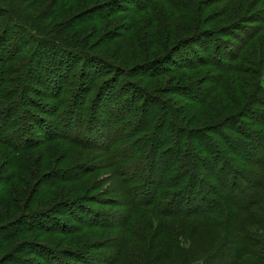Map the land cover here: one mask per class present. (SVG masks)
I'll return each instance as SVG.
<instances>
[{"label":"trees","instance_id":"trees-1","mask_svg":"<svg viewBox=\"0 0 264 264\" xmlns=\"http://www.w3.org/2000/svg\"><path fill=\"white\" fill-rule=\"evenodd\" d=\"M67 1L68 0H66V2ZM207 2L209 1H173L172 8L182 13V17H178L180 20L178 21L179 24L176 23L177 20H175V17H170L169 21L166 23H164V20L159 16L154 17V19L152 17L151 26H154V31H145V29L141 31V36L144 38L141 37L137 39V42H144L142 44L144 47L138 50L137 45H135L132 56L140 53L148 57L149 53L162 47L164 50L169 48L170 51L174 53L173 59H175L176 56L182 58L181 54H184L185 50V55L188 53L185 59L190 60L183 62L175 60L178 67L177 69L194 70L207 64L205 61L207 60V54L210 57L219 52L224 56V60L214 61L215 65L220 62L225 65H217L219 68H216L218 71L221 70L228 75L245 73L239 66L241 59L248 65L263 66L264 51L256 50L259 53V56H257L258 59H251L250 52L254 51L257 47L260 49L262 42H264V35L261 38H257L260 33H264V20L261 22V25L253 30L254 27H250L249 22L258 21V17L254 18V20H244L243 14V17L238 16V20L236 21L234 17L238 15L237 12L236 15H229L231 17L229 19V25L233 26L232 28L235 30L232 31L229 29V32L226 34H234V37L238 40L237 42L240 43V45L237 46L234 39L224 40V36H221L223 34L219 30L201 29L203 24H207L208 22L211 24L214 20L213 17L210 18L209 15H206ZM202 3H204V9ZM146 7L149 9L150 5L146 4ZM239 8L244 10L245 5H240ZM263 11L264 10H262V12ZM242 13L244 12H240L239 15ZM51 14L50 9H48V18L51 17ZM46 15V11L42 14L43 17H41V13H36L35 15L27 14V11L17 0H3L2 5H0V108L3 109H1L2 111L0 112V123H3L0 124V131L4 126V122H8L9 120L11 123L14 122L13 120H17L16 124L19 125L15 129L14 136L12 135L9 137V134L5 136L6 133H1L0 139H6L7 142H12V140H14V142H16V144L13 142L16 154L28 152L27 147H32L30 143L32 140H36L35 137H37V135H34L33 129H35V127L33 126L41 130L40 136L45 134L44 136L48 137V139L54 138L50 133H47L45 126L41 125L40 116L42 115L31 112V110L27 108L28 106H34V103L31 102L29 97L31 92H33L36 87H45L47 90L56 88V98H59L62 96L64 88L68 89L72 87L71 82L63 86L62 83L65 80V76L68 74L70 77L69 74L77 66L76 62L73 64L74 61H69L68 57L73 59L78 56L82 61V57L79 54L80 51L84 50L82 41L73 38L68 39L70 44H73V47H76L80 51L68 49L65 46H70L67 40L63 39L64 42H62L57 35V32H59L57 28L62 29L63 26L60 24V27H58L56 24L53 26L51 23H48L44 20ZM245 29L249 31L247 32L248 35H246L244 31V37L240 36L239 33ZM12 31L15 37L13 49L5 51V49H8L5 45L6 37ZM210 51L213 52L210 54ZM96 59L97 60L93 58L90 66L84 70L85 74L81 79L82 81L77 85L76 95L71 105L69 104L66 107L65 105L67 103L63 104L62 102L58 107L59 109H56L58 112L64 111L62 116L63 121L69 119L68 116L65 117L66 114L78 120L86 114L87 110L89 111L92 109L91 114L94 125V122L104 121V118L99 115L102 107L106 104H111L114 99L118 100L117 94L113 95V90L118 86V81L124 74L120 73L116 78H104L113 74L118 68H114L112 65L110 66L109 63L103 62L100 57ZM214 59H217V57L214 56ZM193 60L197 62L194 63ZM45 61L54 63L56 68H58L57 63L59 66L65 64L66 67L64 70H66V72L61 74V68L59 70L51 68L49 63L44 64ZM87 63L89 64V61L87 62L85 59L84 67H86V65L88 66ZM121 63H124V61ZM173 63L174 62L171 63V61H167V59H161L159 61L155 59L149 61L144 67L147 66L156 69L153 67L163 65L165 70H172ZM167 64L169 67H167ZM41 66L42 69L38 70L37 67L40 68ZM102 67H104L103 70ZM144 67L141 69V75H151L149 71L146 70V67ZM225 67L228 69V72L225 71ZM123 68L126 69L125 67ZM88 69L90 70L89 72ZM95 73H97L96 76H93ZM160 73L162 72L156 71L153 75L157 76L160 75ZM12 74H18L19 77H12ZM215 74L214 72V75ZM33 75L36 79L33 78ZM255 76L256 83L254 91L256 94H249L246 101H242L243 98H241V100L236 99V95L233 92L234 89L230 88V86L221 87V83L218 85V82H216V85L212 87L211 91L208 93V95L210 93L212 94L209 98L204 97L198 101H205V104H208L211 98L214 102L221 105V110L225 113V116L221 113H216L215 110L214 112H210L209 109H204V103H189L182 107V104L179 106V104L177 105L176 103L174 109L173 106H169L168 102H163V99L161 100L159 98H154V101L157 103V109H150V107H146L148 100L146 101L145 99V91L139 85L128 84L124 92L128 93L132 98L131 100L130 97L125 99L122 110L127 105L132 104V106L129 110L124 112V116L119 117V120L123 121V123L129 121L128 127L132 130V133L128 135L130 138L138 136L139 140H142V138H148L149 136L140 135L141 132L145 130L153 131L154 134L150 132L151 135L153 134L151 137L153 140L151 141H154L153 148L150 150V155H159V152L163 150H165V152H163L165 154H162V158L158 162L152 164L151 168L154 170V166H159L158 168H160V165H162L163 169L165 164H169L172 160L173 162H171V164L177 166L178 170L180 169L179 174L175 177L176 182L172 180L175 175L171 177V180H167L166 182L163 181V172L159 181L158 179L152 180L151 170L147 179H145L147 173L143 172V174H141L142 180L139 179L137 175L136 183L130 186L132 205L129 207L127 206V209L123 212V216L125 217L122 223L121 220L116 223V221L110 220L111 216L105 215V213H101L100 210L98 211V209H93L85 205L87 204L85 202L95 200V197L91 195L90 199H78L75 201L77 204L70 202L62 203L63 199L64 201H69L70 198L65 192L59 191V189H61V184L65 180L57 176L49 175L50 180H54L51 182L52 189L50 188L44 191V194L39 190H31L27 198L30 199L32 204H35V201H41V205L45 204L44 201L50 197H55L57 199L62 198L61 203L57 206H51L45 212L28 213L29 215L24 216L23 219L18 221L16 227H14L16 224L11 223L7 225H5V223L0 224V231H4L0 232V239L1 241H9L23 234L30 235L35 233L48 234L51 236L55 234H64L66 236L81 234L79 242L83 244L80 245L81 247L79 248H74L70 253H65L60 249L62 246L60 243L48 247H40L41 243L34 242L35 240H30L31 242L28 240L24 245L20 247L17 246L14 252L15 255L10 256L8 261L2 264H52L54 260L58 261L57 264H254V262L247 260L248 257L251 256L257 257L260 262L264 263V238L255 234L253 229L255 228L254 226H256V228H264V216L261 211L257 210V214L260 212L258 217L256 213L251 211L253 209L250 208V210L247 211V217L244 222L238 219V215H226L222 211L224 205L223 210L229 208L230 205L250 207L252 202L258 200L257 198L253 199L256 195L255 191H253V189L248 190L246 187L247 184L239 185V190H236L234 186L226 184V182V185H223L218 176H211V171L214 173L222 171V169H227L230 172L236 171L232 167L233 163H235L234 159H231L229 154H227V156L230 161L226 160L225 151L223 152L221 145H219V138L222 144L224 142V145L230 147L239 146L250 150L251 148L248 143H250L249 139L251 137L256 140V146H258V143L264 146V100H261L264 99V87L258 83L262 77V73H255ZM102 80L103 82L99 86ZM61 81L63 82L61 83ZM9 84L14 85V87H6V85ZM93 87L99 89H97L91 102L90 97L94 90ZM123 87L124 86L120 87V89ZM219 89L223 93H226V95L228 94L229 99H234L232 101L237 107L235 111L232 109L227 99H225L223 93H221L220 97H212L214 92ZM66 93L69 92L67 91ZM81 93L82 95H80ZM244 93L247 94L246 92ZM259 93L262 94L258 95ZM136 97L137 99L132 102V99ZM120 101H123V99ZM90 102L91 105L89 107ZM23 113L24 116H22ZM79 114L82 117L79 116ZM244 118H246V121ZM185 121H188V123H185ZM213 121L216 122L210 127L205 125ZM137 122H140V124H137ZM244 123L246 128H244ZM196 124L205 126H196ZM256 126L259 129L256 128ZM167 128L170 129V133H172L168 136H173V138L176 139L175 150L177 151L171 160L169 159V154L172 150L168 148H170L172 144L171 140L175 142V139H167L168 137L165 136ZM228 128L231 129V132L235 131V134L231 135L227 133L226 130ZM4 130L6 131V128ZM68 136L70 135L65 133V139ZM196 138L199 139V143L197 144L194 143ZM117 139L115 140L118 142L123 143L124 141L125 146L127 136L121 137L120 135ZM253 139H251V141ZM42 140L43 137L40 142H42ZM72 140L76 141L77 139L72 138ZM143 141L145 142V140ZM22 143H25L23 144L25 146L21 145ZM122 143L117 144L116 153L121 150ZM233 143H235V145ZM128 144L131 145L132 143L128 141ZM131 146L130 151H132L134 147H138L136 143ZM183 147H185V167H181L184 154L180 156V153ZM90 148L101 149L99 147ZM123 150L125 149L123 148ZM121 152L123 153V157H126V151L121 150ZM108 153L107 151V154ZM144 154L145 153L138 154L137 160L130 163L138 161L144 170V165L142 164L144 161L140 162L139 160ZM164 159L165 162H163ZM33 160L35 159L31 157V159L27 161L23 159H18L16 161V164L21 170V172H18L20 180H29L34 177H37L36 180L41 179V173L37 169V163ZM211 161H213L214 164L211 165ZM108 163L111 162L108 161ZM145 164L147 169L148 163L146 162ZM23 172L25 175L22 174ZM89 174H91L90 170ZM79 178H81V176H77V179L81 182L85 179ZM208 178L211 182H218L220 186H218L219 184L213 186L209 181L206 183ZM161 182H164L165 194L171 191V188H176L174 191L177 193L172 203H170V198L168 204L163 203L164 206L157 209V204H151L153 200L152 194L156 192ZM87 186L88 185L84 187L83 185V189H85V191H91V188ZM199 186L208 188L210 192L208 197L204 195V197L200 198L201 203L194 205V207H189L187 210L176 207L179 203L177 201L180 198L178 192L184 193L186 190L189 191V195L185 200L191 199L193 196L197 195L201 197V195H199L201 189ZM248 187L250 188L249 184ZM210 188L214 190L212 191ZM143 189L145 191L147 189L146 194L140 197L139 190L142 191ZM99 203L101 202L99 201ZM204 204H207V206H203ZM15 206L19 207L18 204ZM255 216L256 219H260L255 220ZM44 218L48 220L44 221ZM197 219H201L202 221L206 220L205 223L207 226L205 227H209L210 232L213 234L207 236L206 233H203L197 225ZM31 220L38 221L36 224L40 226L32 223L33 221ZM175 220H179L181 224L176 223ZM249 220L252 222H248ZM185 221H191L192 225H187L184 223ZM118 225L120 230L119 233H116L118 231L114 232L111 226L115 229ZM235 225L239 226L235 227ZM96 231H102V233L97 235L96 238H98V240L91 239L95 243L93 247L94 252H91L90 247L87 245L84 246L90 239L86 241L84 237H82V234L85 236L90 234L95 236L96 234L93 232ZM37 248L43 252V260L36 263L35 258L26 257L27 259H25V253L28 255L32 253L36 255L40 254L39 251H36Z\"/></svg>","mask_w":264,"mask_h":264},{"label":"rangeland","instance_id":"rangeland-1","mask_svg":"<svg viewBox=\"0 0 264 264\" xmlns=\"http://www.w3.org/2000/svg\"><path fill=\"white\" fill-rule=\"evenodd\" d=\"M2 1L3 0H0V5H2ZM17 1L27 11V14L35 15L36 13H41V17H43L42 14L46 11L47 15L45 16L44 20H46L48 23H51L53 26L55 24L58 25V27H60V24L61 26H63L62 29L57 28L59 30V32H57L59 39L62 42H64L63 39H66L68 44H70L68 39H78L84 44V50H78L76 47H73V44H70V46L65 45L68 49L80 51L79 54L82 57V61L78 56L74 57L73 59L71 57H68L69 61L73 60V64H75L76 62L77 66L69 74L70 77L67 74L65 76L64 82L61 81V83L63 82L62 86L66 85L68 82H71L72 85L71 88H64L62 96L56 98V88L47 90L45 87H36L35 90H33V92H31V94L29 95L31 102L34 103V106H28L27 108H29L31 112L42 115L40 116L41 125L45 126L47 133H50L54 138L48 139V137L44 136L45 134H42L43 136H40L41 130L36 126H33L35 127V129H33L34 135H37V137H35L36 140L31 141L30 145L32 147H27L28 152H22L19 154H16L15 145L13 144L14 140H12V142H7L6 139H0V224L5 223V225H7L11 223L16 224L14 226L16 227L18 221L23 219L24 216L29 215L28 213L45 212L51 206L59 205L62 201V198L57 199L55 197H50L49 199L45 200V204L42 205L41 201H35V204H32L30 199L27 198L29 197L28 194L31 190H39L44 194V191H47L52 187L51 182H53L54 180H50L49 175L57 176L65 180L61 184V189H59V191L65 192V194L70 198L69 201H64L63 199L62 203L70 202L77 204V202L75 201H77L78 199H90L91 195L95 197V200L85 202L87 203L85 205L93 209H98V211L100 210V212L105 213V215L111 216L110 220L112 219L113 221H116V223H118L119 220H121L122 223V220L125 217L123 216V212H125L127 206L129 207L132 205L130 186L136 183L135 181L137 175L138 178L142 180L141 174H143V172L147 173L145 177V179H147L151 170L152 180L158 179L159 181L163 172V181L166 182L167 180H171V177L175 175L172 180H175L176 182L175 177L179 174L180 169L178 170L177 166H173L171 164V162H173L171 158L174 157L177 150H175L176 139L173 138V136H168L172 134L170 133V129L167 128L165 136L168 137L167 139L169 140L171 138L175 139V142L171 140L172 144L170 148L165 146L164 147L172 150L169 154V159L171 161L169 164H165V167L163 169L162 165H160V168H158L159 166H154L153 170L151 168V165L158 162L162 158V154H165L163 153L165 152V150H163L159 152V155H150V150L153 148L154 143V141H151L153 140L151 139L154 134L153 131L145 130L140 133V135H146L150 138H142V140H139L138 136L130 138L128 135L132 133V130L130 129V127H128L129 121H125L126 123H123V121L119 120V117L124 116V112L126 110H129L132 106V104L127 105L124 108L125 110H122V105L125 102V99L130 97L131 100L132 98L128 95V93L124 92L128 84L139 85L145 91L144 96L146 101L148 100L146 107H150V109H157V103L156 101H154V98H159L161 100L163 99V102H168L169 106H173L174 109L176 103L177 105L179 104V106L182 104L181 107L189 103L205 104V101H198H200L204 97L209 98L212 95L211 93L208 95V93L211 91L212 87L216 85V82H218V85L221 83V87L230 86V88L234 89L233 92L236 95H234L236 99L241 100V98H243L242 101H246L249 94H256V92L254 91L256 83L255 73L258 72L262 73V77L260 78L258 83L264 87V57L263 66L248 65L243 62V59H241L239 62V66L245 71L246 74L235 73L234 75H228L221 70L218 71L216 68L219 65L221 66V64H224L220 62L215 65L214 61L224 60V56L219 52L210 56L211 58L207 54V60H205L207 64L202 65L201 68L194 70L177 69L178 67L175 60H179L181 62L190 60L185 59L188 56V53L185 55V50L184 54H181L182 58L176 56L175 59H173L174 53H172L169 48L164 50L162 49V47H160L158 50H154V52L152 53H149L148 57L140 53H138V55L135 54L134 56H132L135 45H137L138 50L143 49L142 47H144V45H142L144 42H137V39L143 37L141 36V31L144 29L145 31H154V26H151L152 17L154 19V17L159 16L164 20V23L168 22L170 17H175V20H177L176 23L179 24L178 21L180 20L178 19V17H182V13L172 8L173 1L175 0H68L67 2L66 0ZM208 1L209 2H207L208 4L206 5V15H209L210 18L213 17L214 20L211 24H209V22L207 24H203L201 26V29L219 30L222 32L223 35L221 36H224V40L234 39L237 43V46H239L240 43L237 42L238 40L236 37H234V34H226L227 32H229V29L232 31L235 30L234 28H232L233 26L229 25V19L231 18L229 15H236L237 12L238 15L234 17V20L236 21L238 20V16L243 17V14L244 20H254V18L258 17V21L249 22L250 27H254L253 30L257 26L261 25V22L264 20V11L262 12V10H264V0ZM146 4L150 5L149 9L146 7ZM243 4L245 5L244 10L239 8L240 5ZM202 7L204 9V3H202ZM48 9H50L52 13L51 17L49 16L50 18H48ZM240 12L244 13L239 15ZM13 31L6 37L5 45L8 49H5V51H10V49H13V45L15 42ZM244 31L246 32V35H248L247 32L249 31L248 29H245L241 33H239L240 36L244 37ZM263 35L264 33H260L257 38H261ZM256 50L264 51V42H262V46H260V49L259 47H257L254 51L250 52L251 59H258L257 56H259V53ZM212 52L213 51H210V54ZM214 56H216L217 59H214ZM95 57H100L102 58L103 62L109 63L110 66L112 65L114 68H118L116 69L117 71H114V75L111 74L110 76L104 78H116L120 73L124 74V76L119 79L118 86L113 90V95L117 94L118 100L114 99L111 104H106L104 107H102L99 115L100 117L104 118V121H98L96 123L94 122V125L92 122V109H90L89 111L87 110L86 114L83 117L79 114V116H81L82 118H79L78 120L71 115L66 114L65 117L68 116L69 119L63 121L62 116L64 111L58 112L56 111V109H59L58 107L62 104V102L63 104L67 103L65 105L66 107L69 104L71 105V102L74 100V96L76 95L75 93L77 85L80 83V81H82L81 79L85 74L84 70L90 66L91 60L93 58L97 60ZM85 59L87 60V62L89 61V64L87 63L88 66L86 65V67H84ZM155 59H158V61L161 59H167V61H171V63L174 62V65L172 66L173 68H171L172 70H165L163 65L153 67L156 69L145 66L146 70L149 71L151 75L148 74L147 76H142L141 69L144 67V65L149 61H153ZM123 61L124 63H121ZM193 61L194 63L197 62L196 60ZM48 63L51 68L58 70L61 68V74H64L66 72V70H64L66 67L65 64H63V66H59V64L57 63L58 68H56L54 63L48 61L44 62V64ZM34 66L36 67L35 64ZM123 67H125L126 69H124ZM167 67H169L168 64ZM37 69H42V66L40 68L37 67ZM103 69L104 67H102V70ZM224 69L226 72H228V69L226 67ZM89 71L90 70L88 69V72ZM156 71L162 73L155 76L153 75V73ZM214 72L216 73L215 75ZM96 74L97 73H95L93 76H96ZM12 77L18 78L19 75L12 74ZM33 78L36 79L34 75ZM102 82L103 80L99 83V86ZM122 86L124 87L120 89V87ZM6 87H14V85L9 84L6 85ZM97 89L99 88H94L92 92V96L90 97L91 102ZM235 89H237L238 91ZM67 91L69 93H66ZM244 92H246L247 94H245ZM221 93L223 92L219 89L214 92L212 97H220ZM223 94L225 96V99H227L228 103L232 106V109L235 111L237 107L232 101L234 99H229L228 94L226 95V93ZM260 94L262 93H259L258 95ZM80 95H82V93ZM121 99H123V101H120ZM136 99L137 97L133 98L132 102H134ZM91 102L89 104V107L91 105ZM204 107V109L206 110L209 109L210 112H214L215 110L216 113H221L223 116H225V113H223L221 110V105L214 102L211 98L209 99L208 104H205ZM1 109L2 108H0V112L3 110ZM22 116H24V113L22 114ZM244 119L246 121V118ZM13 121L14 122L12 123L10 122V120L8 122H4V126L0 131V135L1 133H6L5 136L8 134L9 137L12 135L14 136L16 131L15 129L19 125L16 124L17 120ZM214 122L216 121L205 125L207 127H210ZM185 123H188V121H185ZM137 124H140V122H137ZM205 125L196 124V126L203 127ZM244 126V128H246L245 123ZM5 128L6 131L4 130ZM256 128L258 127L256 126ZM230 130L231 129L228 128L226 132L234 135L235 131L231 132ZM150 132L153 134L151 135ZM65 133L70 135L66 138L67 140L64 137ZM120 135L121 137L127 136L125 146L124 141L122 143L115 140ZM42 137L43 140L42 142H40ZM72 138L77 140L74 141L72 140ZM251 139H253V137L249 139L250 143L248 144L251 148L249 150L245 147L226 146L224 145V142L223 144L220 142L219 138V145H221L223 152L225 151L224 153L226 156V160L230 161L227 156V154H229L231 156V159H234L235 163H233L232 167L236 171L230 172L227 169H222V171L215 173L211 171V176H218L223 185L229 184L234 186V189L239 190L241 184H247L246 187L248 188V190L253 189V191H255L256 195L254 196L253 193V196L255 197H253V199L257 198L258 200H254L255 202H252L250 207L243 205H230V207L225 210H223L225 205L222 207V211L224 212V214L238 215V219L242 222H244V220L246 219L247 211H249L250 208L253 209L251 211H253L254 213H256L257 210H260L262 215L264 216V146H262L261 143H258V141V146H256V140L253 139L251 141ZM143 140H145V142ZM128 141L132 143L131 145H134L136 143L138 147H134L133 150L130 151L131 145L128 144ZM14 143L16 144V142ZM121 143V150L126 151V157H123V153L121 152V150L116 153V148L118 147L117 144ZM194 143H199V139L196 138ZM23 144L25 143H22L21 145ZM233 144L235 145V143ZM90 147H99L101 149H92ZM123 148L125 150H123ZM107 151L109 152L108 154ZM184 151L185 147H183L180 153V156H183L184 154V158L181 162V167H185ZM140 153H145L144 156H141L139 159L140 162L144 161V163H142L144 165V170L142 169L138 161H136L135 163H130L134 160H137V157L139 156L138 154ZM31 157H33L35 159L33 161L37 163V169L41 173V179L36 180L37 177H34L33 179L29 180H20V175L18 174V172H21V170L16 164V161L18 159L27 161L28 159H31ZM108 161H110L111 163H108ZM146 162L148 163L147 169L145 164ZM163 162H165V159L163 160ZM210 164L212 165L214 164V162L211 161ZM89 170L91 171V174H89ZM22 174L25 175L24 172ZM77 176H81V178L79 179H85L81 182L77 179ZM208 181L213 186L219 184L218 182H215L213 180V182H211L209 178L208 180H206V183ZM82 184L84 185V187L88 185L87 187H90L91 191H85ZM248 184L250 185V188L248 187ZM218 186H220V184ZM199 188H201L199 193L201 197L197 195L188 200L185 199H187L186 197L189 195V191L186 190V192L184 193L178 192L180 198L177 201L179 203L176 207L187 210L189 207H194V205L201 203L200 198L204 197V195L208 197V194H210V192L206 187L199 186ZM144 189L142 191L139 190L140 197L146 194L148 188L146 189V191ZM175 189L176 188H171V191H168L165 194L166 190L164 189V182H161L158 185L156 192H154L155 190L153 189L154 193L152 194L153 200L151 204H157L156 206L158 207L156 208L158 209L159 207L164 206L163 203L168 204L170 198V203H172L174 200V196L177 193L176 191H174ZM211 190L213 191L214 189L212 188ZM99 201L101 203H99ZM16 204H18L19 207H16ZM203 206H207V204H204ZM259 213L260 212H258V214L256 213V216L259 217ZM256 216L255 220H259L260 218L256 219ZM43 220L47 221L48 219L44 218ZM31 221H33L32 223L34 224L38 222L35 220ZM175 222L181 224L179 220H175ZM205 222L206 220L202 221L201 219H197V225L200 227V230L203 233H206L207 236H209L213 233L210 232L209 227H205L207 226ZM248 222L252 221L249 220ZM184 223H186L187 225H192L191 221H185ZM36 225L40 226L39 224ZM236 226L239 225H235V227ZM254 227L255 228L253 229L255 231V234H257L259 237L264 238V228H256V226ZM111 228L112 230H114V232L118 231L116 233H119V225L116 226L115 229H113V226H111ZM0 232L4 231L2 230ZM93 233L96 235L93 236L90 234L88 236H85L82 234V237H84L86 241L90 239V241L88 243L86 242L84 246L87 245L88 247H90L91 252H94L93 247L95 246V243L91 239L98 240V238L96 237L98 234H101L102 231H96ZM80 235L81 234H72L66 236L64 234H55L51 236L48 234L35 233L30 235L23 234L9 241H1L0 239V264L6 263L10 256L15 255L14 252L16 250V247L24 245L28 240H35L34 242L41 243L40 247H48L50 245L60 243L62 244L60 249L65 253H70L74 248H79L81 247L80 245L83 244L82 242H79V238L81 237ZM36 251H39L40 254L36 255L32 253L28 255L27 253H25V259L35 258L36 263H38V261L40 260H43V252L38 250V248L36 249ZM247 260H249L250 262H254V264H264L260 262L259 259L255 256L248 257ZM57 263V260H54L52 262V264Z\"/></svg>","mask_w":264,"mask_h":264}]
</instances>
